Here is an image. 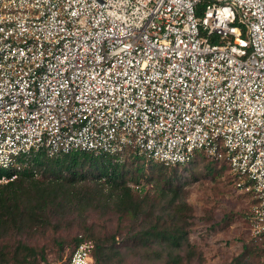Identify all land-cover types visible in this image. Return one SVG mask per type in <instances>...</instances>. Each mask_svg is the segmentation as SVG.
<instances>
[{"label": "built area", "instance_id": "2783aa9c", "mask_svg": "<svg viewBox=\"0 0 264 264\" xmlns=\"http://www.w3.org/2000/svg\"><path fill=\"white\" fill-rule=\"evenodd\" d=\"M128 150L224 162L264 264V0H0V182ZM79 237L66 264H94Z\"/></svg>", "mask_w": 264, "mask_h": 264}, {"label": "rangeland", "instance_id": "374dc122", "mask_svg": "<svg viewBox=\"0 0 264 264\" xmlns=\"http://www.w3.org/2000/svg\"><path fill=\"white\" fill-rule=\"evenodd\" d=\"M84 169L75 185L74 207L62 204L31 211L34 202L28 200L0 225V264L32 260L61 264L78 234L112 247L110 264L260 263V251L250 241V197L238 191L225 167L199 156L184 166L146 162L133 153L125 156L119 171L130 193L141 201L138 217L119 212L112 201L92 203L90 193L95 182L88 161ZM42 175L38 172L34 179L47 181ZM32 189L33 184L26 179L10 190L30 193ZM110 189L103 190L104 196ZM156 222L158 230L166 226L186 232V240L175 247L160 237L147 242L134 237ZM24 246L32 247L35 255L24 258Z\"/></svg>", "mask_w": 264, "mask_h": 264}, {"label": "trees", "instance_id": "16d2710c", "mask_svg": "<svg viewBox=\"0 0 264 264\" xmlns=\"http://www.w3.org/2000/svg\"><path fill=\"white\" fill-rule=\"evenodd\" d=\"M198 14H200V9L198 10ZM133 155L137 159H142L146 162L161 164L159 162H155L145 155L138 154L134 150H128L121 157H116L108 154H99L94 155L91 152L84 151H72L70 153L57 155L54 157H48L43 152H39L35 155H32L27 158H23L25 162L22 170L16 173V177L12 180H8L7 182L0 183V225H3V222H6L10 217L13 216L14 211L26 201L30 200L34 202V206L30 208V210H46L49 207L54 205H62L65 204L70 207H74V196H75V185L79 181V177L83 176V172L85 171L84 165L85 162L88 161V166L91 169V173L93 174L92 179L94 180V191L90 193L91 202H99L101 200L112 201L114 202L115 208L122 212L123 214H131L134 217H138L139 212L141 210V201L137 200L130 193V188L125 186V183L122 179V175L119 171V164L122 159L127 155ZM204 158L213 164L219 165L220 167H225L229 170V167L222 161H215L207 158L202 152L196 153L194 158L187 164L188 165L194 162L197 157ZM174 166H184V165H174ZM42 173V179L47 177V181H39L35 180L34 176L37 173ZM13 171L0 169V176L5 174L8 177H11ZM229 174L233 176L229 171ZM47 175V176H45ZM33 184L32 191L29 193L18 190L13 191L10 190L18 181L26 180ZM103 179V182H101ZM96 180V181H95ZM234 182V180H233ZM138 186V185H137ZM111 188L108 192V195L104 196L103 190ZM119 189L118 192H114ZM32 194L31 198L25 199ZM246 194L250 197L249 201L252 202L250 193H242ZM89 195V196H90ZM80 199L77 200L79 203ZM74 203V204H73ZM185 204V203H184ZM27 211L28 208L26 207ZM174 224V223H171ZM159 223L156 222L152 225L151 228L146 229L141 233H137L134 235L135 238L139 237L140 240L143 239L147 242L150 238L160 237L162 242H166L169 245L179 247L182 243V240H186V232L180 233L178 228L176 227H166L161 226V230H158ZM80 235L90 238L94 241V239L88 235L78 234L74 238L73 245L69 250L65 260L61 264H66L69 257L71 256L74 248L77 246ZM251 245L259 249L260 251V263L263 255V250L259 245V242L256 241L253 237L251 238ZM26 254L24 258L27 256L35 255V250L32 247H23ZM114 253L113 248L107 246L105 243L99 242L95 243L94 241V250H93V258L94 264H110L113 260ZM6 264H40L34 260L26 261V262H12Z\"/></svg>", "mask_w": 264, "mask_h": 264}]
</instances>
